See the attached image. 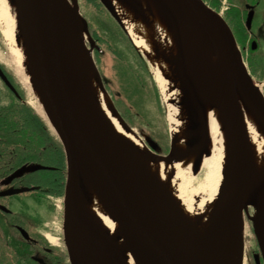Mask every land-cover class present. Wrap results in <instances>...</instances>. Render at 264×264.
Wrapping results in <instances>:
<instances>
[{"label": "water", "instance_id": "1", "mask_svg": "<svg viewBox=\"0 0 264 264\" xmlns=\"http://www.w3.org/2000/svg\"><path fill=\"white\" fill-rule=\"evenodd\" d=\"M100 1L121 23L113 3ZM161 1L174 13L189 20L202 34L211 35L223 60L218 73L211 76L196 49L192 46L187 48L179 28L175 29L177 49L193 70V73L186 72L181 60L176 58L183 92L181 105L186 106L192 125L189 146L197 152L194 171L198 172L206 147V115L200 89L212 86L231 132L233 169L225 184L227 194L208 216L206 241L203 243L194 238L178 209L154 191L136 162L123 151L120 137L91 92L71 33L105 89L104 79L91 54L95 41L90 38V47L85 41L87 26L80 15L78 0H18L19 19L24 24L28 17L30 24L39 93L66 157L63 229L70 264H126L106 243V233L91 219L78 214L79 194L84 185L83 165L87 166L104 196L134 264H243L245 216L253 224L258 222L243 201L242 190L250 181L252 152L234 82L263 118L264 93L256 85L233 30L220 12L205 0ZM251 23L250 15L249 27ZM0 76L12 87L1 67ZM145 138L148 157L164 162H179L183 158V152L176 147L172 137L167 154L157 152V143ZM46 168L41 164L29 167L32 171ZM222 210L232 216L235 226L238 247L235 261H230L219 246L217 216ZM258 223L259 227L254 225V229L264 263V220ZM82 231L93 233L95 238L82 237Z\"/></svg>", "mask_w": 264, "mask_h": 264}, {"label": "bare ground", "instance_id": "2", "mask_svg": "<svg viewBox=\"0 0 264 264\" xmlns=\"http://www.w3.org/2000/svg\"><path fill=\"white\" fill-rule=\"evenodd\" d=\"M110 1L132 42L155 69L156 79L162 87L167 105L171 137L176 141V147L183 152V158L179 162H164L146 155V145L133 128L127 127L108 92L91 69L78 40L71 33L84 77L98 105L120 137L123 151L136 162L154 191L178 209L194 238L203 243L206 241L208 216L227 194L225 184L233 169L231 132L229 123L214 97L212 86L209 85L206 90L200 89L206 115V147L198 172L194 171L197 152L192 151L189 146L192 125L186 106L181 105L183 92L177 72L178 65L175 64L176 58L181 60L186 72L193 73V70L182 52L177 49L175 29L179 28L187 48L192 46L196 49L211 76L218 73L223 62L218 44L211 35L202 34L189 20L174 13L161 0ZM0 30L4 34L17 73L33 91L39 110L47 117L36 79L30 24L28 17L24 24L21 23L18 0H0ZM234 90L247 123L252 152L250 181L242 190L243 201L248 208L255 209L254 216L259 222L264 220V118L243 96L236 82ZM82 173L84 185L79 194L78 214L91 219L104 231L107 235L106 243L112 247L114 253L126 264H132V255L120 228L86 165H83ZM197 173L203 177L196 185ZM217 218L219 246L230 261H235L238 247L232 216L222 210ZM258 222L254 223L257 228ZM81 235L89 240L95 238L88 231H82ZM244 237L246 249L249 243L245 228Z\"/></svg>", "mask_w": 264, "mask_h": 264}, {"label": "flooded vegetation", "instance_id": "3", "mask_svg": "<svg viewBox=\"0 0 264 264\" xmlns=\"http://www.w3.org/2000/svg\"><path fill=\"white\" fill-rule=\"evenodd\" d=\"M217 1L222 3L225 0ZM230 6H227L229 10L224 18L230 25L226 16L230 11L238 10L246 34L242 43V35L230 25L241 53L244 48L257 53L260 41L257 35L249 33L248 26V17L251 15L253 19L255 14L253 5L235 1ZM0 67L13 87L0 76L11 96V102L0 107V264H70L63 229L67 167L62 143L54 140L47 145L44 120L30 116V106L24 102L12 71L1 62ZM31 127L35 132L33 139L29 136ZM31 141L37 144L33 150ZM33 164L47 168L32 171L29 167ZM41 171L49 175L41 174ZM53 200L61 203L57 210L51 206L49 212H58L61 224L55 229L44 222L47 214L43 212L46 202L51 205ZM45 227L48 231L42 233L40 229ZM53 233L57 236L51 238ZM60 248L65 251L67 261L59 254L58 250L62 252Z\"/></svg>", "mask_w": 264, "mask_h": 264}, {"label": "rangeland", "instance_id": "4", "mask_svg": "<svg viewBox=\"0 0 264 264\" xmlns=\"http://www.w3.org/2000/svg\"><path fill=\"white\" fill-rule=\"evenodd\" d=\"M212 8L221 12L225 17L227 6L239 1L242 4H251L255 14L249 33L257 35L260 46L257 53H252L249 48L242 49L243 60L253 76L256 85L264 93V0H225L219 3L217 0H205ZM80 15L83 23H86L87 32L84 30L85 41L90 47V38L95 41V47L91 54L98 66L102 78L105 79L104 87L108 92L116 110L120 113L126 123L135 130L144 143L145 137L157 142V152L167 154L171 146V133L169 130L168 110L164 100L162 87L156 79L155 69L149 59L133 44L127 31L121 23L111 14L100 0H78ZM232 8V6H230ZM242 10V8L240 9ZM234 11L228 14L231 19ZM84 23V24H85ZM83 24V25H84ZM241 48V47H240ZM252 61V62H251ZM0 62L4 64L15 77V81L21 88L23 99L30 106L32 115L44 120L48 126V135L60 142L59 137L51 123L47 121L46 115L39 110L38 100L32 90L24 83L22 77L17 73L12 62L9 47L5 41L4 34L0 30ZM255 64V67L252 66ZM11 102V96L0 80V107ZM31 116V115H30ZM17 120V118L15 119ZM49 120V119H48ZM32 129V127H31ZM32 134H29L31 136ZM48 137V136H47ZM18 138V137H16ZM48 161V159H46ZM39 173V172H38ZM41 174H46L41 171ZM195 183L202 179L197 173ZM190 193V190H189ZM61 203L53 200L51 205L46 202L43 212L47 214L44 222L52 229L59 226L60 218L57 211L49 213L53 207L58 209ZM254 213L253 207L249 208ZM59 220V223L57 221ZM57 223V225H56ZM45 233L48 228L40 229ZM245 233L249 246L245 249L244 264H264L259 249L254 224L245 216ZM51 238L57 236L50 234ZM61 249V248H60ZM62 250V249H61ZM63 259L67 261L65 251L58 250ZM65 253V254H64ZM132 260V264H133Z\"/></svg>", "mask_w": 264, "mask_h": 264}, {"label": "trees", "instance_id": "5", "mask_svg": "<svg viewBox=\"0 0 264 264\" xmlns=\"http://www.w3.org/2000/svg\"><path fill=\"white\" fill-rule=\"evenodd\" d=\"M226 18L228 19V21H229V23H230V25H232V27L234 28V30L238 33V34H241L242 35V39H241V41H242V43H244L245 42V40H246V34H245V31H244V26H243V24H242V22H241V19H240V13H239V11L237 10V11H234V13H233V16H232V18L230 19L229 18V16H226ZM13 76V75H12ZM104 79V78H103ZM13 80H14V82L16 83V81H15V77L13 76ZM104 82H105V79H104ZM30 115H31V117L33 118V116L34 115H32V111L30 112ZM47 127V140H46V143H47V145H49V143L50 142H52V141H54V139L51 137V136H49L48 135V130H49V128H48V126H46ZM31 136H30V138L31 139H33V137H34V135H35V132H33L32 131V129H31ZM43 144H44V142L42 141V147H43ZM148 144V143H147ZM36 143H33L32 141H31V150H33V149H35L36 148ZM61 145V144H60ZM62 146V145H61ZM62 149H63V146H62ZM64 151V150H63ZM62 153H64V152H62ZM63 157H64V155H63Z\"/></svg>", "mask_w": 264, "mask_h": 264}]
</instances>
